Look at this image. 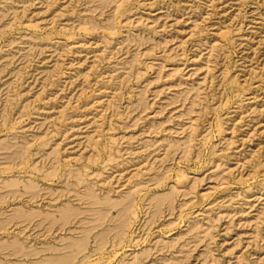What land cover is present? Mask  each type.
<instances>
[{"label":"rangeland","instance_id":"1","mask_svg":"<svg viewBox=\"0 0 264 264\" xmlns=\"http://www.w3.org/2000/svg\"><path fill=\"white\" fill-rule=\"evenodd\" d=\"M0 264H264V0H0Z\"/></svg>","mask_w":264,"mask_h":264}]
</instances>
